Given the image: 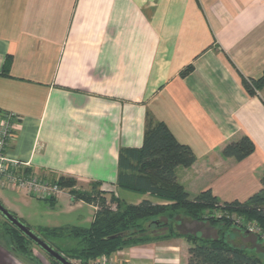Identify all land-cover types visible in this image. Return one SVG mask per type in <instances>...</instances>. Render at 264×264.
Listing matches in <instances>:
<instances>
[{"label": "crops", "instance_id": "crops-1", "mask_svg": "<svg viewBox=\"0 0 264 264\" xmlns=\"http://www.w3.org/2000/svg\"><path fill=\"white\" fill-rule=\"evenodd\" d=\"M263 74L264 0H0V111L20 117L11 156L38 176L98 184L128 204H167L118 187L120 155L143 147L149 114L196 157L176 169L190 200L206 190L221 203L259 193L264 92L250 95L243 79ZM243 137L255 151L241 162L225 158L224 147ZM49 202L72 215L90 209V225L97 211L65 189ZM192 226L202 240L222 229ZM38 229L43 237L55 228ZM225 241L264 260L256 235L230 227ZM190 247L175 238L109 258L186 264Z\"/></svg>", "mask_w": 264, "mask_h": 264}, {"label": "trees", "instance_id": "trees-1", "mask_svg": "<svg viewBox=\"0 0 264 264\" xmlns=\"http://www.w3.org/2000/svg\"><path fill=\"white\" fill-rule=\"evenodd\" d=\"M192 71V66L187 67L181 73V77H186ZM243 85L250 95L263 91L264 74L258 80L243 79ZM254 151V143L248 137H243L238 142L227 144L222 154L225 158H234L241 162ZM195 161L196 157L191 148L177 142L168 127L155 121L149 114L143 147L139 150H127L120 155L121 173L118 187L156 197L167 204L157 205L144 200L138 205H132L113 195L111 202L117 205L116 210L111 207L97 208L90 227L44 229L43 237L77 241L73 248L67 250V254L75 255L76 261L80 264H87L102 256H111L127 248L175 238H184L191 244L186 264H264L261 257L227 244L226 229L238 228L233 221L210 217L214 211L243 217L247 221H256L264 231V177L261 180V191L243 203L238 201L221 203L211 190L203 191L194 200H190L183 186L178 183L176 169L189 168ZM72 180L61 177L58 179V185L62 189H67L74 200L97 206L89 193H79L71 188ZM93 185L101 188L98 184ZM179 214L191 220L221 225L219 238L202 240L195 236L181 237L175 233L173 227L174 219ZM162 217L166 218V221H162ZM166 228L169 230L167 235L163 237L154 235ZM142 234L147 236L140 238ZM258 238L264 245L261 237ZM9 239L15 250L30 256L28 243L32 242L13 226ZM54 262L59 264L55 260Z\"/></svg>", "mask_w": 264, "mask_h": 264}, {"label": "rangeland", "instance_id": "rangeland-1", "mask_svg": "<svg viewBox=\"0 0 264 264\" xmlns=\"http://www.w3.org/2000/svg\"><path fill=\"white\" fill-rule=\"evenodd\" d=\"M262 92H264V90ZM151 126H153V124ZM39 177L41 179H47L50 181L54 179V176L52 174L43 173ZM72 181L73 186L71 188L79 193H89L98 209H102V207H111L113 210H116L117 205L111 202V197L114 195L113 192L102 191L101 188L90 183H83L75 179H73ZM26 196L27 195H25L23 192L0 189V202L3 204V206L9 212L14 214L23 224L30 227L36 234H39L40 231L38 228H40L41 226L46 228H60L75 225L88 228L90 226L89 218H92L93 213L88 208H86L85 211L79 212L78 214L74 213L72 215L68 214L67 205L61 206L59 204H56L54 207H51L49 205V201L39 200L30 196H28V198ZM161 220L166 221V218L162 217ZM180 221L182 222L180 223ZM189 222H192V224L188 225ZM198 223L203 222L191 220L185 217L183 214H179L178 217L174 219L173 227L176 234L183 237H191L195 236V226L192 225H197ZM190 226L194 228L189 229ZM168 231V228H166L163 231L158 232L157 235L158 237H163L168 234ZM11 234L12 226L0 215V245L3 248H0V264H57L34 243H28V252L30 253L29 258H26L24 256H13L10 253H6L8 252L6 240ZM145 236L147 235L142 234L139 237L144 238ZM44 240L51 246H53L56 250H59L61 254L73 264H80L79 261H76L75 255L67 254V250L73 248L75 246V242H73L72 240H63V242L65 243H59L60 240L57 239H54V241L52 242L51 238H44ZM55 242L57 243V245ZM160 242L164 241H158V243ZM152 243L156 242L154 241ZM261 251V256H264V249ZM105 257L107 258L109 264H111L109 258L111 256Z\"/></svg>", "mask_w": 264, "mask_h": 264}, {"label": "built area", "instance_id": "built-area-1", "mask_svg": "<svg viewBox=\"0 0 264 264\" xmlns=\"http://www.w3.org/2000/svg\"><path fill=\"white\" fill-rule=\"evenodd\" d=\"M19 121L20 117L17 114L0 111V189L23 192L39 200L55 199L64 192V189L58 185L59 177L52 181L41 179L38 174L30 171L28 164L17 160L10 154L12 143L16 139ZM210 217L230 219L239 229L261 237L264 241V231L256 221H247L243 217L230 216L219 211H214ZM87 264H109V262L105 256H102Z\"/></svg>", "mask_w": 264, "mask_h": 264}, {"label": "water", "instance_id": "water-1", "mask_svg": "<svg viewBox=\"0 0 264 264\" xmlns=\"http://www.w3.org/2000/svg\"><path fill=\"white\" fill-rule=\"evenodd\" d=\"M0 215L13 227H15L20 233L25 236L29 241L38 246L44 251L51 259L55 260L59 264H73L66 259L59 251L52 247L42 237L36 234L30 227L23 224L14 214L9 212L3 204L0 202Z\"/></svg>", "mask_w": 264, "mask_h": 264}, {"label": "flooded vegetation", "instance_id": "flooded-vegetation-1", "mask_svg": "<svg viewBox=\"0 0 264 264\" xmlns=\"http://www.w3.org/2000/svg\"><path fill=\"white\" fill-rule=\"evenodd\" d=\"M6 245L8 247V250H7L8 252H6V253H10L13 256H24L26 258H29V256H25L22 253H20L19 251L15 250V248L13 246H11V243H10V239L9 238L6 240ZM0 248H2L1 245H0Z\"/></svg>", "mask_w": 264, "mask_h": 264}]
</instances>
